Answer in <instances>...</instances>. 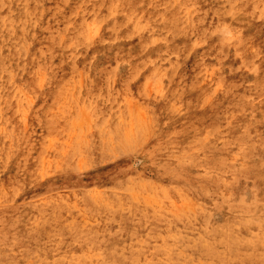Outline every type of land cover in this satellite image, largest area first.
I'll return each mask as SVG.
<instances>
[{"label": "rangeland", "instance_id": "374dc122", "mask_svg": "<svg viewBox=\"0 0 264 264\" xmlns=\"http://www.w3.org/2000/svg\"><path fill=\"white\" fill-rule=\"evenodd\" d=\"M0 264H264V0H0Z\"/></svg>", "mask_w": 264, "mask_h": 264}]
</instances>
